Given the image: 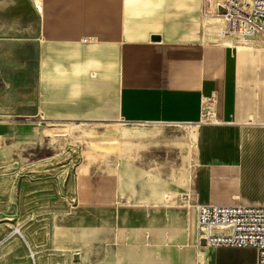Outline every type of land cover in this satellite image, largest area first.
Wrapping results in <instances>:
<instances>
[{
    "label": "crops",
    "instance_id": "obj_1",
    "mask_svg": "<svg viewBox=\"0 0 264 264\" xmlns=\"http://www.w3.org/2000/svg\"><path fill=\"white\" fill-rule=\"evenodd\" d=\"M3 1L6 24L39 22L38 92L35 115L0 116L26 119L0 120V166L80 160L65 185L17 180L29 220L0 225V264H254L197 245V204L264 206V109L208 0ZM27 54L0 57V97L31 93Z\"/></svg>",
    "mask_w": 264,
    "mask_h": 264
},
{
    "label": "built area",
    "instance_id": "obj_2",
    "mask_svg": "<svg viewBox=\"0 0 264 264\" xmlns=\"http://www.w3.org/2000/svg\"><path fill=\"white\" fill-rule=\"evenodd\" d=\"M218 1L223 38L264 36V0ZM215 8L210 0V9ZM196 239L198 246L254 249V264H264V206L197 204Z\"/></svg>",
    "mask_w": 264,
    "mask_h": 264
},
{
    "label": "rangeland",
    "instance_id": "obj_3",
    "mask_svg": "<svg viewBox=\"0 0 264 264\" xmlns=\"http://www.w3.org/2000/svg\"><path fill=\"white\" fill-rule=\"evenodd\" d=\"M31 1V0H30ZM214 2V8L216 4H219L218 0H212ZM221 10L220 7L215 8V12L210 9V0L206 3V13H210L215 15V17H211V27L216 29L218 35V46H226L228 48H242V51L246 53V57L244 59H233L232 61L227 60V65H233V67H237L238 70L247 71L249 77V89H250V97L249 101L252 103L253 100L256 101V104L264 109V36L255 35L253 37L247 39H225L222 37V31L224 29L223 21L218 17L216 13H219ZM219 19V20H217ZM261 86V90L259 89ZM2 90H0V93ZM262 92V93H261ZM262 95V96H261ZM0 120L11 121L15 124H21L24 120L23 117H0ZM75 137L80 136H67L66 139H73L72 142L76 145H81L80 140ZM65 139V138H64ZM79 156H77L75 147L72 146L71 150L68 149L67 155H62L48 161L45 167H33L30 168H22L25 166L24 162L14 159L9 161L13 163L14 161H18L19 163H13L5 166H0V189L10 188L9 192L7 189L4 194H0V225L1 224H16V223H26L29 218H17V210L14 208L16 204L15 194L17 191V180L25 178V180H32L37 177H59L65 178L68 173V179L72 177V171L74 169V165L79 162ZM67 167H59L64 162H68ZM2 165V164H0ZM4 165V164H3ZM65 169V170H64ZM10 184L7 186V184ZM64 191V190H63ZM71 194V192H69ZM9 200L6 203V200ZM8 205V206H6ZM47 223V220H45ZM6 234L0 232V253L3 246L1 245L2 238L5 237Z\"/></svg>",
    "mask_w": 264,
    "mask_h": 264
},
{
    "label": "water",
    "instance_id": "obj_4",
    "mask_svg": "<svg viewBox=\"0 0 264 264\" xmlns=\"http://www.w3.org/2000/svg\"><path fill=\"white\" fill-rule=\"evenodd\" d=\"M39 35V22L27 27L6 24L0 20V57L15 55L20 50H26L27 55L21 56L19 70H22L32 84V91L28 95L11 92L0 97V116L35 115L37 112L38 92V43L35 39ZM158 41V37H153ZM3 70V69H1ZM68 179V173L63 185Z\"/></svg>",
    "mask_w": 264,
    "mask_h": 264
},
{
    "label": "flooded vegetation",
    "instance_id": "obj_5",
    "mask_svg": "<svg viewBox=\"0 0 264 264\" xmlns=\"http://www.w3.org/2000/svg\"><path fill=\"white\" fill-rule=\"evenodd\" d=\"M3 2H4L3 0H0V4H2ZM0 19H5L7 22H11V23H20L19 17H13L10 19L5 18L3 16V10L2 11L0 10Z\"/></svg>",
    "mask_w": 264,
    "mask_h": 264
}]
</instances>
